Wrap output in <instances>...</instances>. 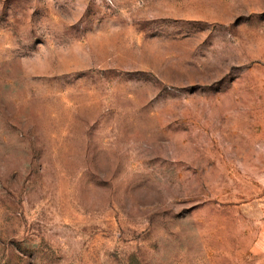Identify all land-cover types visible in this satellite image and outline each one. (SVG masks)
<instances>
[{
	"label": "rangeland",
	"instance_id": "374dc122",
	"mask_svg": "<svg viewBox=\"0 0 264 264\" xmlns=\"http://www.w3.org/2000/svg\"><path fill=\"white\" fill-rule=\"evenodd\" d=\"M0 264H264V0H0Z\"/></svg>",
	"mask_w": 264,
	"mask_h": 264
}]
</instances>
